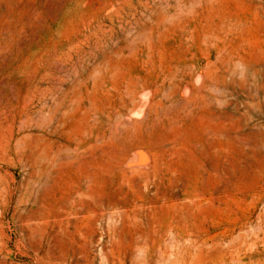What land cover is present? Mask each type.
Instances as JSON below:
<instances>
[{"label":"rangeland","instance_id":"374dc122","mask_svg":"<svg viewBox=\"0 0 264 264\" xmlns=\"http://www.w3.org/2000/svg\"><path fill=\"white\" fill-rule=\"evenodd\" d=\"M232 26L241 62L221 82L219 153L190 146L167 179L133 172L137 192L130 182L125 199L96 205L89 250L61 258L77 195L31 147L70 167L80 153L71 105L96 100L116 72L180 55L186 30ZM209 46L190 50L194 69L209 50L214 60ZM263 88L264 0H0V176L13 187L0 206V264H264ZM109 146L96 142V154Z\"/></svg>","mask_w":264,"mask_h":264},{"label":"bare ground","instance_id":"6f19581e","mask_svg":"<svg viewBox=\"0 0 264 264\" xmlns=\"http://www.w3.org/2000/svg\"><path fill=\"white\" fill-rule=\"evenodd\" d=\"M201 30L202 33L193 27L191 35L187 34L189 30L180 34L177 40L180 55L153 58L143 68L122 74L116 72L112 78H104L102 85L96 88L100 90L96 100L71 105L67 128L78 142L80 153L76 163L70 167H50L46 165L50 158L46 145L31 147V154L40 160L44 171L52 177L59 174L63 177L67 187L65 194L71 198L77 195L74 201L79 223L74 230L64 233L61 258H75L89 250L92 233L84 227L91 223L96 205H108L111 200L104 201L106 196L125 199L128 196L126 185L130 182L137 192L133 172L142 170L145 177L167 179L174 171L176 158L182 156L186 148L194 146L204 154L219 153L221 82L235 73L241 55L238 49L231 47L233 26ZM202 42L210 44L215 58L210 60L212 51L209 50L207 65L194 69L189 53L201 47ZM209 88L213 92H209ZM115 116L120 118L118 122H112ZM98 141L111 146L96 154ZM149 153L152 165L142 168L131 165L133 156L148 159ZM12 195L13 187L0 176V206L4 207ZM119 209L130 214L123 207ZM131 214L137 215L135 211Z\"/></svg>","mask_w":264,"mask_h":264}]
</instances>
